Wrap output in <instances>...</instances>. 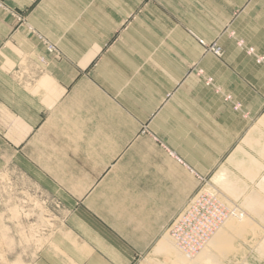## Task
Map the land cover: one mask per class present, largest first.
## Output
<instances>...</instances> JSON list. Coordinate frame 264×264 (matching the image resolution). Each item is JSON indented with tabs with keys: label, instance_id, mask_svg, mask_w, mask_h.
<instances>
[{
	"label": "rangeland",
	"instance_id": "1",
	"mask_svg": "<svg viewBox=\"0 0 264 264\" xmlns=\"http://www.w3.org/2000/svg\"><path fill=\"white\" fill-rule=\"evenodd\" d=\"M37 1L32 4L28 0H0V74H9V78L0 76L2 106V101L7 100L8 92L4 90L8 83L34 91L43 75L61 59L58 46L30 25L34 24L32 10ZM75 1L81 2L79 6L89 5V0ZM113 1L126 9L113 11L118 5L102 0L107 13L89 7L85 13L73 16V21H121L104 48H111L125 36L132 41L121 46L124 51L119 52L129 50L133 58L127 61L129 67L122 64L127 65L129 84L138 86V93L142 84L143 116L125 118L120 115L122 110L115 109L119 114L114 115L109 126V132L113 131L111 142L54 138L20 141L12 132L5 110H0V264H35L44 260L43 252L49 248L52 237L73 226L93 241L96 236L98 239L95 234H100V230L121 234V239L138 249L129 253V264H184L174 248L158 251V247L165 237L170 241L169 235L175 239L179 235L192 238L194 229H175L198 211L213 218L211 223L207 222L208 231L204 235L199 233L200 241L208 240L229 216L235 219V229L214 250L212 258L201 264H264V216L255 214L253 208L257 199L264 200V85L256 88L261 92L256 90L254 94L250 90L239 92L243 99L240 100L215 77L216 69L221 74V64L227 71L222 42L228 51L230 44H234L242 59L251 58L263 74L264 54L238 37L236 30L225 28L217 33L215 28H207L210 14L206 17L193 12L192 7L187 12L168 11L177 7L179 0H170L172 6L169 0ZM185 20H205L200 24L201 34L180 22ZM168 23L176 28L168 29ZM181 35L189 38L192 45H180ZM135 36L143 38V43H136ZM15 38H20L21 44H12L14 47L23 49L26 44L38 43L41 53L32 46L26 54H15L9 46ZM186 46L191 47V59ZM172 63L174 78L164 74L171 70L166 68ZM156 71L165 85L160 82L156 87ZM133 77L138 79L136 84ZM196 86L219 98L231 112L235 128L239 129L233 139L221 131L216 140V126L201 125L203 119L195 111L186 114V101L181 97L190 98L192 94L195 98ZM134 87L128 90L133 102ZM253 95L258 103L249 109ZM130 111H135V103L127 110ZM173 112L178 121L171 118ZM180 118L185 122L182 125L177 123L182 122ZM107 143L108 150L99 149ZM200 145L211 149H199ZM205 150L208 155L202 157L201 166L189 161L190 166L183 159ZM180 193L185 200L175 216L169 212L171 206L161 207L160 221L145 219L147 206L174 202Z\"/></svg>",
	"mask_w": 264,
	"mask_h": 264
},
{
	"label": "crops",
	"instance_id": "2",
	"mask_svg": "<svg viewBox=\"0 0 264 264\" xmlns=\"http://www.w3.org/2000/svg\"><path fill=\"white\" fill-rule=\"evenodd\" d=\"M35 1L37 0H28L32 4ZM179 1L181 2L178 3L177 7H171L168 11L174 13L187 12V8L192 7L191 11L193 12H200L206 17V14H210L212 19L207 17L211 20L207 28H215L217 33L225 28L236 30L238 37L243 38L258 52L264 54V3H258L254 0ZM37 2L38 4L32 12L39 21L32 17L35 25L31 23L30 25L33 29H37L49 42L58 46L61 59L54 63L50 72L43 75L40 84L34 88V91L13 82L12 84L8 83L4 90L8 92L7 100L2 101L3 106L0 105V110H5L9 123H11L12 132L17 135L15 137L20 141L52 140L54 138L58 141L111 142V132L113 131L110 130L109 132V126H112V118L119 114V110L123 111L120 115L125 118L143 116L142 84L138 93V86L130 85V79L127 75V65L129 67L127 61L133 58L129 56V50H126L125 53L119 52L124 51L121 46L131 44L132 41L128 39V36H125L124 39L118 40L111 48L105 50L104 47L109 43L111 36L117 32L121 21L111 18L73 21V16L85 13V9L89 7H93L96 12L107 13L102 0H89L88 3L86 1L85 3L89 4L87 6H79L81 2L77 3L75 0H38ZM112 2L118 5L114 6L113 11L126 9L122 7V4L113 0ZM168 4L172 6L170 0ZM74 7L76 10L72 11ZM155 7L153 6V9ZM108 9L111 10V8ZM204 21L191 23L185 20L180 22L201 34L203 27L200 24ZM167 26L168 29L170 27L176 28L175 24L170 26L168 23ZM135 37L136 43H143V38ZM179 39L180 45H192L190 39L183 35ZM19 40L21 39L19 38ZM19 40L15 38L11 41L9 45L11 50H14L15 54L28 53L33 43L24 45L23 49L14 47L12 44H21V41L18 42ZM170 41H173L171 44L176 46L174 40L171 39ZM205 41L208 42L209 40L206 38ZM222 45L226 49L225 67L227 71L224 70L223 64L220 68L221 74H218L217 69L215 70V77L219 84L224 89L236 94L237 97L239 92L246 90H250L254 94L256 88L264 85L262 69L254 66L251 58L242 59V54L236 51L234 44H230L231 51H228L224 42ZM33 48H36L38 53L42 51L38 43ZM190 48L186 46L187 54L190 53ZM11 50L9 53L12 52ZM187 57L191 59L190 54ZM240 62L243 63L242 66H240ZM122 63H127V65ZM93 64H95L94 68H92ZM173 67L175 66L172 63L166 68H171V70L168 69L164 74L174 78L176 71ZM1 75L9 78V74ZM133 78L136 84L138 79ZM153 79L157 84L156 87H159L160 82L165 85L164 81L160 79L159 71L155 72ZM10 81L11 79H9ZM188 85L190 87L191 82ZM130 87H134L131 89L135 93L134 102L130 100L128 94ZM196 89L195 98L192 94L190 98L181 97V100L186 101L184 103L186 114L189 115L190 112L195 111V114L199 115V119H203L201 125L216 126V140L222 134L221 131L231 139L234 138V135H238L239 129L235 128L236 123L232 120L234 119L232 118L233 115L231 116V112L222 104L221 100L212 96L210 92L203 91L199 86H196ZM155 99H158V94ZM239 99L243 100L241 97ZM249 99H252L250 101L252 105L249 103L247 107L252 109L258 102H256L255 95ZM133 103H135V111L128 113L127 110L131 108ZM173 115L171 118L178 121L174 112ZM214 116H216L215 119ZM179 121L182 119L180 118ZM177 123L182 125L185 122ZM204 129L208 131L207 128ZM11 139L13 138L11 137ZM123 139L126 140L127 137L125 136ZM203 139L206 140V137ZM94 145L97 148L95 143ZM200 148L211 149L206 145L203 147L200 145ZM99 149L108 150V143ZM207 155L205 150L204 153L185 155L183 159L187 164L190 161L192 164L201 166L202 157L206 158ZM219 156L220 154L216 158ZM184 200V194L180 193L174 202H157L152 204V207L147 206L148 212L145 219L160 221L161 207L172 206L169 212L175 216L177 210L183 206ZM74 219L75 222L79 220L78 217ZM156 230L155 234L158 235L159 228ZM80 232L74 226L62 229L55 237H52L49 248L43 252L44 260L35 264H129L131 262L129 253L138 250L121 239V234H114L112 231L100 230V234H95L99 235L98 239L97 236L95 237V241L91 236L87 239L86 234L81 235Z\"/></svg>",
	"mask_w": 264,
	"mask_h": 264
},
{
	"label": "bare ground",
	"instance_id": "3",
	"mask_svg": "<svg viewBox=\"0 0 264 264\" xmlns=\"http://www.w3.org/2000/svg\"><path fill=\"white\" fill-rule=\"evenodd\" d=\"M253 208H254L255 214L264 216V200L257 199L255 204H253ZM227 210H228V208H227ZM230 215H232V214H230ZM236 217L238 218L239 216H236ZM217 221H218V219H217ZM234 221H235V219L232 218V216L231 217L229 216L220 226L218 225L219 227L215 231L213 230L214 232L211 233L208 240L206 242L202 243L201 247L197 251L193 252V251H190L188 248L183 247V245L181 244V242L177 238L175 239V238L171 237L170 235H169L170 241H169L168 237L164 236L165 241H164V243L159 245L158 251H160V250L161 251H168L170 248H174V250L177 252V254L183 259L184 264H201L203 262H207L212 258L214 250L217 247L221 246V244L227 238V235H229L230 232L235 229Z\"/></svg>",
	"mask_w": 264,
	"mask_h": 264
},
{
	"label": "built area",
	"instance_id": "4",
	"mask_svg": "<svg viewBox=\"0 0 264 264\" xmlns=\"http://www.w3.org/2000/svg\"><path fill=\"white\" fill-rule=\"evenodd\" d=\"M200 44L203 45L202 43ZM217 54H219V51L217 52ZM186 219L187 218H185V220ZM212 221V218L207 213L198 211L192 216V218H190V220L187 219L186 222L178 225L175 229L177 232H184L187 229H194L195 235H193L192 238L179 235L177 239L181 242L183 247L188 248L193 252L197 251L201 247V244L207 241H200V239L198 238L199 233L204 235L205 231L208 228L207 222L211 223Z\"/></svg>",
	"mask_w": 264,
	"mask_h": 264
}]
</instances>
